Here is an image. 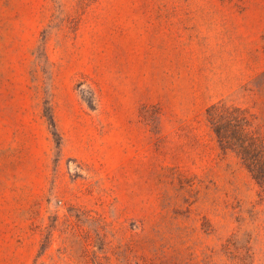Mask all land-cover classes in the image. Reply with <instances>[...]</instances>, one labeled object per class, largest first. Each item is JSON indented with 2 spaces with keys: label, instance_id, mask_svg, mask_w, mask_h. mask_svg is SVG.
Segmentation results:
<instances>
[{
  "label": "rangeland",
  "instance_id": "rangeland-1",
  "mask_svg": "<svg viewBox=\"0 0 264 264\" xmlns=\"http://www.w3.org/2000/svg\"><path fill=\"white\" fill-rule=\"evenodd\" d=\"M264 0H0V264H264Z\"/></svg>",
  "mask_w": 264,
  "mask_h": 264
},
{
  "label": "trees",
  "instance_id": "trees-1",
  "mask_svg": "<svg viewBox=\"0 0 264 264\" xmlns=\"http://www.w3.org/2000/svg\"><path fill=\"white\" fill-rule=\"evenodd\" d=\"M208 116L220 139L242 156L254 177L264 187V140L254 133L245 110L216 103L208 109Z\"/></svg>",
  "mask_w": 264,
  "mask_h": 264
}]
</instances>
